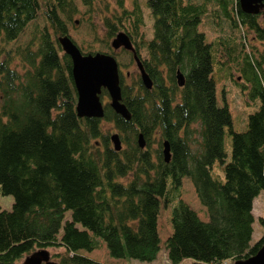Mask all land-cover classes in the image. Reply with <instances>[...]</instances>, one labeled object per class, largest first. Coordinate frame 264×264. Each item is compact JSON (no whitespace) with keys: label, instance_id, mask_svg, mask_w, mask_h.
<instances>
[{"label":"trees","instance_id":"16d2710c","mask_svg":"<svg viewBox=\"0 0 264 264\" xmlns=\"http://www.w3.org/2000/svg\"><path fill=\"white\" fill-rule=\"evenodd\" d=\"M224 21L264 44L260 15L243 14L238 0H214ZM112 2V4H111ZM129 2L130 7L127 6ZM99 10L104 43L125 33L152 81L126 84L119 72L121 102L130 120L104 103L102 119H79L71 61L57 39L79 15L73 0H0V195L12 196L0 210V264H17L39 250L61 249L56 264H99L80 252L104 244L115 260L155 261L160 252V204H171V235L164 243L170 264H221L254 256L252 204L264 193V70L220 39L206 43L198 31L206 3L192 0H82ZM142 4L152 17L145 41ZM42 14L47 23L24 48L6 50ZM241 62L237 83L257 110L246 130H232L227 107H218L215 67L220 50ZM147 56L141 59L139 51ZM238 54V53H237ZM236 57H235V56ZM233 61V60H232ZM20 70V71H19ZM184 78L176 84L175 74ZM109 100L102 90L100 100ZM121 141L113 150L102 124ZM230 136V157L224 136ZM138 136L145 144L138 146ZM166 142L170 159L164 162ZM217 165L220 170L214 173ZM188 179L207 222L180 200ZM123 180H125L123 182ZM70 219L65 220V214Z\"/></svg>","mask_w":264,"mask_h":264},{"label":"rangeland","instance_id":"374dc122","mask_svg":"<svg viewBox=\"0 0 264 264\" xmlns=\"http://www.w3.org/2000/svg\"><path fill=\"white\" fill-rule=\"evenodd\" d=\"M73 1L79 11V15L73 17L72 21L66 22L67 35L83 54L101 53L114 57L118 64L119 72L121 76L124 77L126 84H131L132 80L139 76L132 56L123 49L113 51L110 45L107 47L104 43V28L102 25L101 14L97 8L96 11H90L83 6L82 0ZM140 1L145 3V0ZM192 1L197 4L203 2L206 3V14L202 17L201 23L198 26V31L204 34L206 43H212L215 40L220 39L221 41L228 43L226 44L227 46H234L235 55L238 56L240 61H242L243 57L248 56L253 62L260 63L262 69L264 70V44L256 41L251 34H246L245 30L232 28L229 23L224 21L214 0ZM127 6L130 7L129 2L127 3ZM142 12L144 19L142 34L144 40L149 41L152 39V17L143 4ZM45 27H47V23L42 14V10H39L36 19L27 25L17 40L10 43L6 47V50L24 48L32 40L33 36L37 32L43 31ZM139 54L141 59H144L147 56L145 50L143 49H140ZM217 60L223 63L222 66L215 67L214 77L215 81H217V105L218 107H222L224 104L227 107L231 117L232 130L234 132H245L247 117L257 110L259 103H250L247 93H243L242 90L237 87V83H243L239 75L241 62L236 63V60H230L223 48L220 50ZM101 102L104 105L105 102L109 103V100L103 98ZM102 130L110 136L117 134L112 125L108 123L102 124ZM224 152L228 160L230 157V136L227 133L224 136ZM217 172L220 174L219 167L215 165L214 173ZM124 181L125 180H123V182ZM180 200L187 204L188 207L196 213L200 220L207 222L208 218L206 210L201 206L195 190L188 179L182 180ZM13 201L12 196L0 195V210L9 212L13 205ZM171 207V204H164L163 202L160 204L157 218L160 252L158 253L155 261L151 263H140L135 260L112 259L109 256L105 245L102 243L97 250L89 253L80 252L79 254L99 264H170L166 257L164 243L171 235V227L169 223ZM252 215L254 223L252 225L253 233L250 242L251 246L254 245L264 234V193H260L254 199L252 204ZM69 219L70 213L67 212L65 214V220ZM46 251L49 254L50 261L53 263H57L54 255L63 253V250L61 249L51 248L46 249ZM31 254L24 256L17 262V264H23L25 258ZM180 264H192V262L190 260H183Z\"/></svg>","mask_w":264,"mask_h":264},{"label":"water","instance_id":"95a60500","mask_svg":"<svg viewBox=\"0 0 264 264\" xmlns=\"http://www.w3.org/2000/svg\"><path fill=\"white\" fill-rule=\"evenodd\" d=\"M239 8L246 15H260L264 21V0H238ZM57 42L63 52L71 61V77L76 92L75 113L79 119H102L104 115L103 104L100 100L102 90L106 91L109 98V108L125 121L130 120L126 107L121 102L119 86V69L114 57L95 53L83 54L73 43L68 35L58 37ZM113 51L123 49L132 53V59L139 73L142 86L146 90L152 88V81L144 71L142 62L135 53L134 47L128 36L120 32L110 42ZM176 84L179 88L184 85L183 75L177 71ZM113 150H121V141L117 134L110 136ZM138 146L143 149L145 144L138 136ZM162 155L165 163L170 159L169 147L163 143ZM23 264H56L50 261L46 250H39L26 257ZM233 264H264V246L257 253L245 260Z\"/></svg>","mask_w":264,"mask_h":264},{"label":"built area","instance_id":"2783aa9c","mask_svg":"<svg viewBox=\"0 0 264 264\" xmlns=\"http://www.w3.org/2000/svg\"><path fill=\"white\" fill-rule=\"evenodd\" d=\"M222 264H232V262H230V261H224V262H222Z\"/></svg>","mask_w":264,"mask_h":264},{"label":"flooded vegetation","instance_id":"af4514ba","mask_svg":"<svg viewBox=\"0 0 264 264\" xmlns=\"http://www.w3.org/2000/svg\"><path fill=\"white\" fill-rule=\"evenodd\" d=\"M133 45V44H132ZM134 47V46H133ZM127 53H129L131 56H132V53L131 52H128V51H126Z\"/></svg>","mask_w":264,"mask_h":264}]
</instances>
